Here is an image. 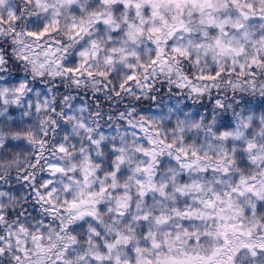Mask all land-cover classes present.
I'll list each match as a JSON object with an SVG mask.
<instances>
[{
  "label": "snow or ice",
  "instance_id": "1",
  "mask_svg": "<svg viewBox=\"0 0 264 264\" xmlns=\"http://www.w3.org/2000/svg\"><path fill=\"white\" fill-rule=\"evenodd\" d=\"M0 264H264V0H0Z\"/></svg>",
  "mask_w": 264,
  "mask_h": 264
}]
</instances>
